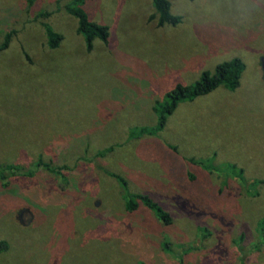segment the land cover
I'll return each mask as SVG.
<instances>
[{"label":"rangeland","instance_id":"1","mask_svg":"<svg viewBox=\"0 0 264 264\" xmlns=\"http://www.w3.org/2000/svg\"><path fill=\"white\" fill-rule=\"evenodd\" d=\"M56 1L0 0V43L14 31L0 51V166L16 169L0 178V264H264V0H167L175 27L156 26L150 0H87L108 31L89 51ZM233 58L235 90L131 136L155 126L167 90ZM135 195L170 223L139 202L126 211Z\"/></svg>","mask_w":264,"mask_h":264},{"label":"trees","instance_id":"2","mask_svg":"<svg viewBox=\"0 0 264 264\" xmlns=\"http://www.w3.org/2000/svg\"><path fill=\"white\" fill-rule=\"evenodd\" d=\"M36 0H26L28 11L32 8L33 2ZM61 0L56 1V5ZM87 0H64V10L70 15L76 22L75 31L83 39L85 49L89 51L92 46L93 40L97 39L102 43H106L108 38L107 28L103 25L89 21L84 13L82 6ZM150 4L153 10L152 19L155 20L157 27L170 26L175 27L180 23L178 16L170 13V5L167 0H150ZM48 12H37L33 16V20L39 18H45L49 15ZM45 36V46L49 50H54L58 47L62 41L61 35L54 32L47 24L41 23ZM14 33L13 30H8L2 35V42L0 43V51L4 50L8 46L10 36ZM243 71V64L239 59L233 58L228 61H223L214 66L212 71H203L199 74L197 79L189 85L175 84L172 88L167 90L161 100H157L152 105V113L155 115L156 123L151 129L143 128L137 131H133L131 136H139L140 134L151 135L154 132L160 131L165 127L167 117H169L176 107L185 102H191L198 97L205 96L215 89L222 87L225 90L233 91L239 85V79ZM37 166L43 167L46 170L51 169L47 164L38 162ZM3 171L9 173H15L14 167L0 166V178H4ZM120 185L125 187V182L116 175H111ZM139 202L146 207L149 211L155 214L157 220L164 224H169V217L162 211V209L155 203H153L146 196H130L125 203L126 211H134ZM167 248V245H165ZM5 249V244L0 243V252Z\"/></svg>","mask_w":264,"mask_h":264}]
</instances>
